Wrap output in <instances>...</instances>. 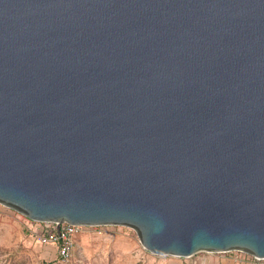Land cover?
Returning <instances> with one entry per match:
<instances>
[{
  "label": "water",
  "instance_id": "obj_1",
  "mask_svg": "<svg viewBox=\"0 0 264 264\" xmlns=\"http://www.w3.org/2000/svg\"><path fill=\"white\" fill-rule=\"evenodd\" d=\"M0 205L264 260V0H0Z\"/></svg>",
  "mask_w": 264,
  "mask_h": 264
},
{
  "label": "rangeland",
  "instance_id": "obj_2",
  "mask_svg": "<svg viewBox=\"0 0 264 264\" xmlns=\"http://www.w3.org/2000/svg\"><path fill=\"white\" fill-rule=\"evenodd\" d=\"M0 206V264H54L42 260L40 248L28 242L26 227ZM237 251L197 252L189 257L157 256L140 245L136 233L120 226H85L75 238L70 264H253ZM246 261V262H244ZM254 264H264V260Z\"/></svg>",
  "mask_w": 264,
  "mask_h": 264
},
{
  "label": "built area",
  "instance_id": "obj_3",
  "mask_svg": "<svg viewBox=\"0 0 264 264\" xmlns=\"http://www.w3.org/2000/svg\"><path fill=\"white\" fill-rule=\"evenodd\" d=\"M1 206V205H0ZM3 207V206H1ZM6 208V207H3ZM8 209V208H6ZM16 215L23 217L17 212L8 209ZM31 224L34 225L33 228V240L36 244L41 246L53 245L56 249V260L54 264H70L72 251L75 247V238L81 233L83 226L72 225L67 222H35L31 221L25 217ZM240 253L243 257L247 258L251 263L259 261L258 259L250 256L248 254ZM246 262V261H244Z\"/></svg>",
  "mask_w": 264,
  "mask_h": 264
},
{
  "label": "crops",
  "instance_id": "obj_4",
  "mask_svg": "<svg viewBox=\"0 0 264 264\" xmlns=\"http://www.w3.org/2000/svg\"><path fill=\"white\" fill-rule=\"evenodd\" d=\"M7 212V211H6ZM7 215L10 217H13V219L17 222H20V224L23 227H26L25 231H26V238L28 240V242L33 243L34 246H38L40 248V257L42 258V260H45V262H49V261H55L56 260V249L55 246L53 245H48V246H41L38 245L34 242L33 240V228L34 225L31 224L28 220L24 219L23 217H20L18 215H16L15 213L8 211Z\"/></svg>",
  "mask_w": 264,
  "mask_h": 264
},
{
  "label": "trees",
  "instance_id": "obj_5",
  "mask_svg": "<svg viewBox=\"0 0 264 264\" xmlns=\"http://www.w3.org/2000/svg\"><path fill=\"white\" fill-rule=\"evenodd\" d=\"M71 261H72V257H71ZM254 264V263H253Z\"/></svg>",
  "mask_w": 264,
  "mask_h": 264
}]
</instances>
